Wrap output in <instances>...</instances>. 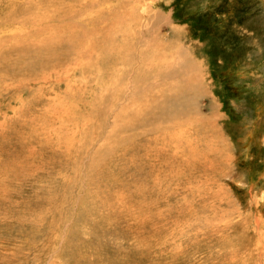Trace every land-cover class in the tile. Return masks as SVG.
Returning <instances> with one entry per match:
<instances>
[{"label": "rangeland", "instance_id": "rangeland-1", "mask_svg": "<svg viewBox=\"0 0 264 264\" xmlns=\"http://www.w3.org/2000/svg\"><path fill=\"white\" fill-rule=\"evenodd\" d=\"M0 264H264L258 0H0Z\"/></svg>", "mask_w": 264, "mask_h": 264}, {"label": "bare ground", "instance_id": "bare-ground-1", "mask_svg": "<svg viewBox=\"0 0 264 264\" xmlns=\"http://www.w3.org/2000/svg\"><path fill=\"white\" fill-rule=\"evenodd\" d=\"M258 3H259V5H261V7H262V9H263V11H264V0H258ZM261 50V49H260ZM185 51V50H184ZM186 52V51H185ZM188 59V58H187ZM186 59V60H187ZM190 60V59H189ZM199 65V64H198ZM195 67H196V71L198 70V72H199V68L195 65ZM205 68V67H204ZM204 70V69H203ZM208 73V72H207ZM206 73V74H207ZM210 73V72H209ZM199 75H200V73H199ZM204 75V74H203ZM209 75V74H208ZM211 75V74H210ZM202 78V77H201ZM194 79V78H193ZM197 80L196 81H194V82H197V83H200L199 82V80L198 79H200V78H196ZM205 80V79H204ZM202 81V80H201ZM203 84V83H202ZM198 87V86H197ZM200 89H201V87H200ZM175 99H177V98H175ZM178 110L179 111H181V112H183V111H185L186 109H185V105L182 103V104H180L179 106H178ZM186 112V111H185ZM172 130H174V129H172ZM171 131V130H170ZM171 134H172V132H171ZM177 134V133H176ZM251 134V133H250ZM178 135V134H177ZM182 136V135H181ZM165 137V136H164ZM183 137V136H182ZM168 138V137H167ZM172 138V137H171ZM173 138H175V137H173ZM184 139V138H183ZM189 139V138H188ZM171 140V139H170ZM180 140V139H179ZM167 141V140H166ZM183 140H181V142H182ZM183 144V143H182Z\"/></svg>", "mask_w": 264, "mask_h": 264}]
</instances>
